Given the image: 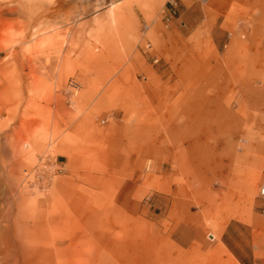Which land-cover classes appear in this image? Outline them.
Returning a JSON list of instances; mask_svg holds the SVG:
<instances>
[{"label":"rangeland","instance_id":"374dc122","mask_svg":"<svg viewBox=\"0 0 264 264\" xmlns=\"http://www.w3.org/2000/svg\"><path fill=\"white\" fill-rule=\"evenodd\" d=\"M153 9L0 0V264H264V21L235 64L206 29L116 38Z\"/></svg>","mask_w":264,"mask_h":264},{"label":"crops","instance_id":"0c3cea01","mask_svg":"<svg viewBox=\"0 0 264 264\" xmlns=\"http://www.w3.org/2000/svg\"><path fill=\"white\" fill-rule=\"evenodd\" d=\"M130 3L133 12L152 14L155 3H158L163 12L168 7L169 0H130ZM179 3L182 12L178 20L169 26L171 29L167 31L168 34H166L168 36L164 38V48L166 49V52L164 49V54L168 53L171 55L170 51L173 45L178 46L179 52H184L188 34L198 33L206 29V31H209L212 44L217 51L222 48L224 53L226 52L230 55L228 59L229 61L232 60L233 64L236 61H239V63L245 62L244 58L236 59L234 57L236 52H238L237 43L242 42L239 43L242 44L241 48H239L240 52H243L245 46H247L246 42L239 39V35L240 33L243 34L242 37H248L249 41L252 38L256 40L261 34L263 29L262 22L264 21V0H210L206 9L201 8L192 0H179ZM192 13L195 15L194 20L190 18ZM181 20L183 21V26L178 25ZM159 22L155 19L152 24L148 25L145 20L141 19L132 21L126 26L121 22H117L115 35L120 42L124 38L126 39L129 34H136L142 39V36L146 35L150 29L161 28L162 20H159ZM251 42L253 41L249 43ZM138 52L143 58V50L138 48ZM232 57L234 58L232 59ZM169 125L171 126L168 129L170 132L176 129L173 123ZM149 148L153 150L154 144ZM229 227L220 234L225 248L237 262L245 263L250 261L252 259L253 246L244 237L246 234L248 238L252 236L251 229L246 228V230L241 231V229H236L234 226L232 228Z\"/></svg>","mask_w":264,"mask_h":264},{"label":"built area","instance_id":"2783aa9c","mask_svg":"<svg viewBox=\"0 0 264 264\" xmlns=\"http://www.w3.org/2000/svg\"><path fill=\"white\" fill-rule=\"evenodd\" d=\"M162 21L164 22L166 27H169L173 24V22L178 20V12H177V4L174 0H169L168 7L163 10L161 13ZM183 24V23H182ZM264 41V36H263ZM148 47H150L148 45ZM69 86L72 88H76V83L74 81H70ZM258 195L264 199V180H262L258 185Z\"/></svg>","mask_w":264,"mask_h":264}]
</instances>
